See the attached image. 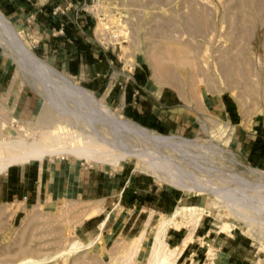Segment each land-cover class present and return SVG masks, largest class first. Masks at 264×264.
I'll use <instances>...</instances> for the list:
<instances>
[{
	"label": "rangeland",
	"instance_id": "1",
	"mask_svg": "<svg viewBox=\"0 0 264 264\" xmlns=\"http://www.w3.org/2000/svg\"><path fill=\"white\" fill-rule=\"evenodd\" d=\"M61 1L49 0L48 13H69L75 17L82 13L88 15L92 22L88 33L92 39H95L94 33L97 36V33L112 32L121 36L123 43L112 52L117 72L112 75L114 79L140 66L152 80L178 93L182 104L193 113L194 121L184 133H157L173 139L169 144L158 145L138 141L111 128L107 118L103 119L87 108H84L87 112L84 116L81 107L66 90L61 88V91L58 82L29 65L8 36L0 31V55L14 71L12 86L5 87L0 94V140L39 139L49 144L52 142L49 140L51 128L56 133L60 130L75 133L86 128L91 135L113 134L116 136L113 142L122 145L121 142L126 141L147 169L141 170L143 162L134 155L117 164L93 162L69 154L46 156L45 159L92 166L107 173L127 165L134 172L135 182L146 183L147 178L164 189L163 216H170L177 206L197 205L209 209L212 203L209 194L185 192L167 178L177 179L192 189H218L220 198L225 200L243 197L248 192L253 196L252 192L258 191L256 189L264 184L260 179L264 169L242 159L234 135L253 127L264 142V0ZM44 3L45 0H38L36 8ZM21 7L28 10L21 13L28 14L34 6ZM10 23L38 57L32 47L36 45L37 37ZM66 77L80 85L77 79ZM94 96L114 114L126 119L100 95ZM230 105L235 111L234 116L225 111ZM237 122L239 125L236 126ZM175 145L178 146L170 148ZM155 171L164 174L162 180ZM101 211L96 203L70 197L30 207L15 219L13 211L0 208V264H16L24 259L41 260V264H146L152 237L162 215L148 224L139 254L131 259L133 244L139 245V229L128 231L127 224L119 231L126 221L122 218L124 215L117 221L111 218L109 229L102 236L100 225L107 221L108 215L99 223L97 233L82 232L86 220ZM222 213L214 210L203 215L204 227L221 232L218 226L222 221L234 223L232 217L221 218ZM182 227L187 230L188 237L194 233L188 224L180 229ZM236 228L232 231L257 241L241 227ZM94 237L98 238L89 249L76 255L55 256L75 240L86 243ZM196 259L192 264H197Z\"/></svg>",
	"mask_w": 264,
	"mask_h": 264
},
{
	"label": "crops",
	"instance_id": "2",
	"mask_svg": "<svg viewBox=\"0 0 264 264\" xmlns=\"http://www.w3.org/2000/svg\"><path fill=\"white\" fill-rule=\"evenodd\" d=\"M48 1L36 8L38 0H0V10L15 26H21L22 32L37 37L32 47L39 58L100 95L126 119L161 134L184 133L190 127L193 113L182 104L177 92L152 80L140 66L114 79L112 75L117 74L113 66L114 50L102 48L89 36L92 22L88 15L48 13ZM21 5L34 7L31 13L22 14L21 11L28 10ZM13 78L14 71L0 55V94L5 87L12 86ZM225 111L235 115L232 105ZM235 139L242 159L264 169V142L253 127L250 131L242 129L234 135ZM133 174L127 165L107 173L92 166L55 159L12 165L0 174V208L13 211L15 219L30 207L76 198L96 203L102 210L82 225L84 234L97 233L99 223L108 215L102 236L107 233L111 218L117 221L124 215L122 218L126 221L119 231L128 224V231L139 229L138 235L143 229L147 232L154 218L165 215V191L147 178L146 183H136ZM187 237L184 227L169 228L165 239L168 247L178 249ZM195 259L197 264H264V241H252L233 231L216 232L205 228L200 221L193 240L183 249L176 264H192Z\"/></svg>",
	"mask_w": 264,
	"mask_h": 264
},
{
	"label": "bare ground",
	"instance_id": "3",
	"mask_svg": "<svg viewBox=\"0 0 264 264\" xmlns=\"http://www.w3.org/2000/svg\"><path fill=\"white\" fill-rule=\"evenodd\" d=\"M0 31L8 36V38L12 41L16 49L19 51L25 61L28 62L29 65L43 72L50 80L58 82L60 90L61 88L66 90L68 96L73 99L78 104V106L81 107L84 116L85 114H87L84 108H87L92 112H97L98 115L100 114L103 119L107 118L109 125H111V128L117 129L120 132H125L127 135L132 136L138 141H145L147 143L161 145L169 144L171 143L170 140H173L168 138L167 136L151 132L150 130L141 127L131 120L124 119L122 118V116L114 114L106 105H104L99 99H97L92 92L82 88L77 83L71 82L66 76L62 75L49 64L36 57L23 42L21 34L17 31H15V34L11 27L8 25L7 21H5L1 15ZM80 111L81 110H79V113ZM111 128L110 132L112 131ZM60 131L61 132L56 133L52 128L49 129V140H52V142H49V144L39 139H36L34 141H27L21 138L0 140V174L5 172L12 165H23L36 160L43 161L46 156L56 157L64 154L73 156L75 155L76 157H79L81 159L84 158L98 163L109 162V164H117L118 162L124 163L129 159L130 156L134 155L138 159L140 158V160L143 162V167H140L141 170H143V168L147 169L145 168L146 165L142 158L137 154L135 150H133V147L131 145L129 146L127 144V142L125 141L126 138L124 140L125 142H121L123 143L121 145L114 143L113 140L115 135L113 136V134L109 133L108 136H106V134L102 135L101 133H94L91 135L90 133L86 132V128H83V130H79L75 133L71 130V132H65L63 130ZM44 136H40L39 138H44ZM72 144L73 146H70ZM177 146L178 145L170 146V148H175ZM108 155L111 156L107 157ZM154 174L161 180L163 179L164 174L162 175V173L158 171H155ZM258 174L260 173L258 172ZM167 179L168 181L171 180L172 185L179 189H182L185 192H191L199 195L209 194L211 196L210 199L212 200V203L210 202L211 206L209 207V209L197 205L177 206L170 216H161V219H159L152 237V248L146 264H176V261L182 253L183 249L190 241L193 240V234L188 237V240H185L182 247L178 249H171L170 247H168L169 245H167L168 243H166L165 239L167 230L169 228L180 229L181 226L188 224L194 231L201 221L203 215L209 214L214 210L223 212L220 216L221 218H224L226 216L232 217L235 223L234 224L228 221H222L221 225L218 226L221 232L230 233L233 228H236L238 226L242 228L243 232L247 233L248 235L250 234L253 238L259 241V243L264 241V184L256 189L258 190L257 192H252L254 193L253 196H250L252 194H249L248 192V195L244 194L245 196L243 197H229V200H225L223 199L224 197L220 198L218 189H215L214 191L192 189L184 183L177 181V179ZM260 179L264 183V176L262 178L260 177ZM244 192L247 193V191ZM251 197L255 199H252ZM105 224L106 221H104L100 225L101 231ZM145 233L146 231L143 229L140 235L138 234L137 243H139V245L133 244L131 259L139 254V251L143 244V240L146 237ZM97 238L98 237H94L92 240L86 243L75 240L70 243V245L66 249H64L62 252H59L55 256H70L85 249H89L90 246L94 245ZM41 263L42 261L37 259H24L17 262L16 264Z\"/></svg>",
	"mask_w": 264,
	"mask_h": 264
},
{
	"label": "built area",
	"instance_id": "4",
	"mask_svg": "<svg viewBox=\"0 0 264 264\" xmlns=\"http://www.w3.org/2000/svg\"><path fill=\"white\" fill-rule=\"evenodd\" d=\"M94 37L95 40L99 43V45L104 49L115 50L117 47L120 48V45L123 43V40H121V36L115 35L112 32H105V35L97 33V36L94 33Z\"/></svg>",
	"mask_w": 264,
	"mask_h": 264
},
{
	"label": "water",
	"instance_id": "5",
	"mask_svg": "<svg viewBox=\"0 0 264 264\" xmlns=\"http://www.w3.org/2000/svg\"><path fill=\"white\" fill-rule=\"evenodd\" d=\"M0 15L3 17V19H4L5 21H7L8 25L11 27V29L13 30V32L16 34L15 29H14V27L11 25L10 21H9L8 19H6L5 16H4L1 12H0Z\"/></svg>",
	"mask_w": 264,
	"mask_h": 264
}]
</instances>
